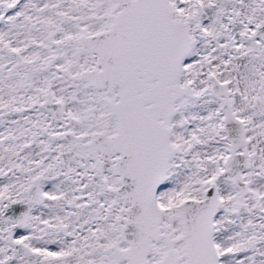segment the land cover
<instances>
[{
	"label": "snow or ice",
	"instance_id": "snow-or-ice-1",
	"mask_svg": "<svg viewBox=\"0 0 264 264\" xmlns=\"http://www.w3.org/2000/svg\"><path fill=\"white\" fill-rule=\"evenodd\" d=\"M0 264H264V0H0Z\"/></svg>",
	"mask_w": 264,
	"mask_h": 264
}]
</instances>
